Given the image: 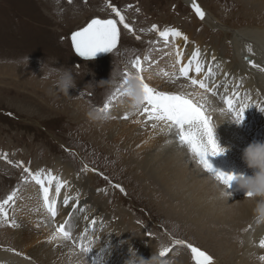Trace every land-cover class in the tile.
<instances>
[{
    "label": "rangeland",
    "instance_id": "rangeland-1",
    "mask_svg": "<svg viewBox=\"0 0 264 264\" xmlns=\"http://www.w3.org/2000/svg\"><path fill=\"white\" fill-rule=\"evenodd\" d=\"M263 2L196 0L204 13L216 19L213 28L211 21L205 23L195 14L192 5L181 0H108L121 12L133 31L119 25L123 33L119 51L85 62L73 54L68 34L86 26L93 18L118 19L105 0H0V200L13 189L17 191L12 218L16 217L19 225L12 227L0 219V253L16 252L18 257H27L35 263L22 251L38 248V238L46 228L52 231L54 225L67 220L65 229L70 231V238L61 236L60 243H57L62 245L61 248L67 245V249L54 247L58 240L53 245L46 243L41 247H49L62 256L71 251L66 258L68 264H108L103 259L106 255L111 259L117 258L120 255L117 251L124 252L126 238L135 243L141 239L139 243L143 247L155 246L152 255L163 260L162 264L167 259L169 262L181 260L179 264H193L190 250L186 246L175 245L173 238L207 252L218 264L247 262L249 256L253 263L262 264L259 257L263 254L247 255L243 252L242 231L239 232L241 236L235 239L230 237L233 230L225 229L228 243L224 245L220 241L221 234H209L212 227L207 221L203 227L195 222L196 211H188L180 200L165 194L161 186L155 184V177L147 172L149 151L137 153L133 150L134 141H127V144L123 140L114 142L109 127L118 123L133 127L132 119L141 111V103L131 116L123 115L115 108L117 102L114 101L123 97L126 83L110 102L107 114L98 109L121 83L123 72L127 71L134 77L135 69L130 62L136 56L141 57L144 67H156L161 81L168 78L163 73H171L173 67L168 58L164 60L170 47V37L165 40L158 33L175 29L187 37L188 43L183 44L182 54L190 58L193 49L199 45L200 62L205 65L209 61L207 67L210 65L212 68L213 76L206 82L216 86L217 94L208 92V99L214 110L221 108V104L223 108L211 116L212 124L218 122L222 132L224 126H230L236 133L238 130L242 132L244 137L249 134L256 137L258 130H263L264 111L255 105L246 108L243 113L245 120L237 125L223 103L226 90L221 84L224 81L228 83L227 90L239 84L241 98L247 92L253 104L264 105L263 99L257 98L258 89L251 84L250 73L238 75L233 68L237 63L234 35L247 27L264 26ZM219 24L223 25L221 29ZM152 25H156L157 30H152ZM145 55L149 56V61H143ZM27 56L28 64L24 59ZM41 61L57 68H72L76 86L69 89V95L56 89L51 79L43 78ZM207 67L203 73L207 72ZM141 74L145 78V73ZM180 82L168 79L159 85L154 84V88L162 90L165 87L167 91L187 93L190 84L185 79ZM125 116L128 118L124 119ZM139 117L145 119L144 116ZM248 117L255 118L256 124L249 119L251 125L245 127ZM148 129L153 128L148 126ZM158 136L159 133L154 138ZM253 137L249 142L259 143L254 142ZM175 142L178 141L175 139ZM173 149H180V146L171 141L165 147L166 153ZM162 150L159 147L150 152L158 156V166L165 153ZM25 167L33 173L40 171L41 178L51 170L52 176L58 178L63 173H70L67 184L76 186V192L84 190L79 192L86 193L88 199L83 196V200L74 204V198L64 193L65 184L57 195L58 216L52 217L40 202V188L30 189L37 184L24 172ZM157 172L153 171L154 174ZM205 173L214 180L210 173ZM55 184L54 180L50 188ZM84 184H87L86 190L82 187ZM65 196L68 197V205L63 203L58 209ZM95 207L100 213L94 211ZM110 226L116 234L109 230ZM120 233L125 238L123 241L115 236ZM247 233L250 232L247 230ZM82 246L90 248L86 256L81 251ZM164 246L170 251L161 256ZM252 259L247 264H253ZM125 261L127 258H122L115 264H125Z\"/></svg>",
    "mask_w": 264,
    "mask_h": 264
},
{
    "label": "bare ground",
    "instance_id": "bare-ground-1",
    "mask_svg": "<svg viewBox=\"0 0 264 264\" xmlns=\"http://www.w3.org/2000/svg\"><path fill=\"white\" fill-rule=\"evenodd\" d=\"M181 1H184L188 5H193V0H181ZM261 8L264 9V2L261 5ZM210 16L206 13L203 21L205 23L211 21L212 22L211 27L214 28V26L212 25L214 23L216 24L217 22L214 17H213L214 19H211ZM255 24L256 23H254L253 25ZM218 27L221 29L223 25L219 24ZM169 37H170V47L167 48L168 52L166 53V58L164 60H167L168 58V60L171 61V64L174 66L175 61L177 59V53L179 52L181 65L187 63L189 58L182 54L183 51L182 46L186 41L183 39V37H177V38H173L171 36ZM233 45L236 52L235 59L237 61V63H235L233 66L234 73L239 75L242 72L247 73L248 71L251 75L250 76L251 84L258 89L257 98L263 99L264 101V72H261L256 68L255 69H253L252 67L250 68V66L244 60L245 56H249L252 60L257 61L260 66H264V26L263 27L256 26V28L247 27L246 29H241L237 31L236 35H234ZM249 45L251 46L252 49L251 53H249L247 50V46ZM194 50L196 49H193V51ZM208 62L204 65L205 66L204 68L207 67ZM179 66L180 65H175L176 68H178ZM156 69H157L156 67H151L148 71H144L145 73L144 79L151 87H156L154 86V84L159 85V82L161 83L167 82V80L169 79V78H165L164 81H161L158 76V73L155 71ZM172 71H173V67L170 69V72ZM191 75L196 76L197 74L195 72H192ZM200 77L203 78V72L200 74ZM178 80L183 82L184 78H180ZM221 85L225 88V90L229 86V84L226 83L225 81ZM187 88L188 91L187 93L185 92V94H189L191 99H193L197 103L202 104L206 109V114L210 118L214 113H218L223 110L222 104H221V108L214 110L212 106L213 104L208 99V92H205L204 90L200 89L198 86L190 85ZM190 90H193V93H191ZM161 91H167V90L164 87ZM122 96L123 97L121 98L118 96L120 98L119 101L117 99H116L117 101H114L115 103L117 102L115 108L118 109L119 113L128 116H131L133 114L132 111L136 113L139 105L136 106L134 99L129 98L126 95V93H123ZM122 99L125 100L121 101ZM132 106H136V107L132 109L131 108ZM139 116L133 117L132 119L133 127L125 126L124 123L114 124L112 125V127H109L114 142H120L121 140H123V142L127 144V141H134V145H133L135 147L133 149L134 151H136L137 153H139L140 151L141 152L149 151V153L147 154L148 163L146 167H148L147 172L149 173V175L155 177V180L154 179L153 180L159 183V184L157 183L155 184L158 186L160 185L161 188L165 191L164 193L170 195L172 199H174L175 197L177 200H180L183 203L182 205L183 206L185 205L188 211L190 210L196 211L197 217L193 219L201 227L207 225L205 224V221H207L209 226L212 227V230L211 232H209V234L212 233L221 234L222 239H220V241H222L223 244L224 243L227 244L228 243L226 237L227 232L225 233V229L226 230L232 229L233 233L230 236L231 238L234 237L235 239H237L238 237L244 234L243 252H245L247 255H252L253 253L256 254L260 253L264 255V249L259 247V241L262 238L261 235L262 233H264V222H257L254 214L255 204L259 198L248 197L246 195V192L244 190L239 189L234 181H232L230 183V187L227 188L224 185H220L221 187L226 188V190L231 193V195L228 198H220L217 188L218 182L216 180H212L205 173L202 166H200L195 161V159L193 158L191 153L188 152L185 146H181L179 142H175L174 132H167V131L162 132L160 131L159 127L156 129H148V126L151 127L152 122L149 121L148 123L147 121L145 123H138L137 121L145 120ZM248 122H250V120ZM211 125L212 126L216 125V127L214 128V139L217 141L220 147L227 149V151L223 154H219L216 156L209 155L207 157L213 169L224 172L226 174L228 173L238 174V175L242 174L247 177H253L257 173L258 169L248 167L247 164L242 159V153L243 150L249 144H251L249 141L252 140V137L254 135L249 134L246 137H244L242 132L238 130V133H236L235 129L231 128L230 126H224L222 132L219 123L216 121L215 124H212L211 122ZM249 125L251 124L249 123ZM249 125L247 124L245 127H248ZM157 133H159V136L156 139L154 138V136ZM255 136L257 138L258 136L260 137L259 143L260 142L264 143V137L262 136L261 133L260 134L256 133ZM171 141L173 143H178L180 149H173L172 152L166 153L165 147ZM129 146H131L130 143ZM159 147L162 148L163 149L162 151H164L165 153L164 155H162L160 165L158 166L159 163L158 156L155 155L154 153L151 154L150 152L153 151L155 148H159ZM239 167H242V171L239 169ZM157 170H158L157 174H154L153 171H157ZM52 173L53 172L51 170L50 174L52 175ZM67 175L70 176V173H63L60 176V177L63 176V178L61 179L62 182L67 180ZM35 186L40 188L38 184L37 185L34 184L30 189H34ZM45 186L46 187L49 186L47 182L45 183ZM82 187L85 188L86 190L87 184H84ZM64 190H65L64 192L65 195L74 198V204L83 200L82 199L83 196H85L83 197L84 199H88L86 193H83L84 190L79 189L80 191L83 192H79V190L78 192H76V186L69 185L66 183ZM232 193H235V197H232ZM243 193L245 194L243 195ZM39 198H40V202L43 203V196L41 191ZM52 198H55L56 200L58 198L55 192V186L54 188H49V200L51 201ZM19 200H21V198ZM88 202L89 200H87V205ZM62 206H63V202L61 201L59 203L58 209H61ZM94 211L97 214L100 213L97 207L94 208ZM35 223L36 221H34V224ZM58 225L59 224L57 223L54 226L58 227ZM248 226L249 229L247 230L250 233H247L246 230V227ZM111 229L112 226H110L109 230L111 231ZM240 231L242 232L241 235L239 236ZM53 232H55L53 229L52 231H50V229L46 228L44 233H42L41 236L38 238V242H37L38 248L37 247L30 248L28 250L22 251V254L26 256H30L34 261H36L35 263L28 260L27 257L24 258L20 256L18 257V255H16V252L15 254L6 252V254L0 253V264H32V263L68 264L66 262V258L71 255V251L65 252L64 255L62 256L59 255L58 252L48 249L49 247L48 248L41 247L46 243L53 245L54 242L58 240L59 242H56L54 247L60 250L67 249V245L65 243L64 244L66 246L63 248H61L62 245L57 244L60 243V240L62 239V237L59 234H57L55 239H50ZM112 233L116 234L115 232ZM115 236L117 237V239H120L122 241L125 239L121 237L123 236L122 233H120L119 236L117 235ZM140 241L141 239L137 241V243H135L131 239L126 238L124 241L125 244L124 248L126 252L117 251L120 255L117 258H113V259H111L110 256L108 258V256L106 255L103 261L105 263L108 262V264H115V262L116 263L119 262L120 260H122V258H127L128 260L131 256L130 249L135 252L136 256L143 258L145 260L150 259L156 247L155 246L143 247L139 243ZM128 250L129 253L127 254ZM251 259L252 257L249 256L247 262L239 261L238 264H247L248 261ZM179 261L181 260H174L173 262H169V259H167L164 262V264H179ZM251 262L253 263V259ZM162 263L163 260H159V259L156 262V264H162ZM213 264H218V262L217 263L213 262ZM253 264H257V262L256 263L254 262ZM262 264H264V261Z\"/></svg>",
    "mask_w": 264,
    "mask_h": 264
},
{
    "label": "snow or ice",
    "instance_id": "snow-or-ice-1",
    "mask_svg": "<svg viewBox=\"0 0 264 264\" xmlns=\"http://www.w3.org/2000/svg\"><path fill=\"white\" fill-rule=\"evenodd\" d=\"M105 2L118 19L93 18L86 26L81 27L78 31H74L71 34V44L73 49L84 59H91L95 57L98 52L119 51L118 45L123 34L119 25H123V29H126L129 32L133 31L131 26L125 22V17L121 12L111 3H108V0H105ZM192 6L195 14L203 20L205 13L195 0H193ZM152 30H157V26L152 25ZM158 34L160 37L165 38V40L171 36L173 38L183 37V39L187 41V37L183 36L180 31L175 29L159 31ZM137 39L139 40L140 38L137 37ZM247 50L249 53L252 52L250 45L247 46ZM199 55V50H194L191 57L188 59V62L181 65L180 53L178 52L175 65L180 66L176 68L174 65L171 73L164 72L163 75L173 81L184 78L191 86H198L205 92H210L212 95H216V86L214 84L210 85L206 82L211 76H213L211 66L208 67L207 72L203 73V78L200 77L205 66L200 62ZM213 60H215V57H213ZM244 60L250 67L264 72V66L258 65L249 56H245ZM143 61H149V56L145 55ZM130 63L132 68L135 69L134 77L127 71L123 72L121 83L116 87L115 91L110 93L106 98L103 107L99 108L98 111L107 114L110 102L120 93V88L123 87L128 79L135 78L139 82L142 91V99L140 102L142 108L139 115L145 117L144 121L137 122L145 123L151 121V127L153 129L159 127L162 132H174L175 139L181 146L187 148L188 152L191 153L195 161L202 166L205 172L210 173L218 183L224 185L226 188L230 187V183L234 178L233 175L213 169L211 163L207 159L209 155L216 156L221 154L222 149H220L215 142L211 118L206 114L205 107L191 99L189 94L183 92L161 91L154 87H150L141 74L149 69L143 66L140 56H136ZM192 72H195L197 75H191ZM225 75H227V73H225ZM239 89L240 85L235 84L233 89H226L225 95L222 97L223 103L227 106V111L233 116L234 120L237 122L242 121L244 119L243 113L245 109L252 105H255L260 111H264V105L253 104L247 92H245L244 97L241 98ZM237 100H239L238 105ZM123 118L127 119L128 117L125 116ZM24 172L28 173L31 180L35 181V183L40 186V191L43 196V206L52 217H55L57 215V202L55 198H52L51 201L49 200V188L52 185L53 180H55V192L59 195L61 188L67 182H62L58 177H54L50 173L41 178L40 171L33 173L27 167L24 168ZM25 180H27V178H25ZM45 180H47L48 187L45 186ZM246 195L251 197L250 193H246ZM16 197L17 191L13 189L6 198L0 200V219L5 223H10V226L12 227H18L19 225L15 218H12L9 222L6 206H9L10 204L15 205ZM63 203L68 205L67 196H65ZM66 224H68L67 220L56 228L50 239H55L57 234L64 239H69L71 233L65 229ZM173 243L175 245L186 246L190 250L193 264H213V257L198 247L177 238H173ZM259 247L264 249V237L260 239ZM81 251L86 256L90 251V248L82 246ZM169 251L170 249L167 246H164L160 251V255L165 256ZM260 259L264 261V256H261Z\"/></svg>",
    "mask_w": 264,
    "mask_h": 264
},
{
    "label": "clouds",
    "instance_id": "clouds-1",
    "mask_svg": "<svg viewBox=\"0 0 264 264\" xmlns=\"http://www.w3.org/2000/svg\"><path fill=\"white\" fill-rule=\"evenodd\" d=\"M24 59L28 64V56ZM45 68L47 69L46 71L44 70ZM40 71L42 72L44 79H51L54 87L65 95H69V89L75 88L76 86L75 74L73 73L72 68H57L51 66V64L46 65L44 61H41ZM125 93L134 99L136 106L140 104L142 91L139 82L135 78H130L126 82ZM91 114L92 113H90V115ZM242 121L237 122L236 120H233V122L237 125H239ZM212 127L214 134V128L216 125H213ZM215 142L218 145L216 140ZM218 147L222 149L221 154L227 151L226 148H222L219 145ZM242 159L248 167L258 169V171L253 177H247L242 174H232L234 177L232 181L235 182L239 189L244 190L246 193H250L251 197L259 198L255 204L254 214L257 222H264V143L249 144L243 150ZM220 185L222 184L218 183L217 185L220 198H228L231 193ZM130 253L131 256L127 261H125V264H156L159 259L157 256L152 255L150 259L145 260L136 256L135 252L131 249Z\"/></svg>",
    "mask_w": 264,
    "mask_h": 264
},
{
    "label": "water",
    "instance_id": "water-1",
    "mask_svg": "<svg viewBox=\"0 0 264 264\" xmlns=\"http://www.w3.org/2000/svg\"><path fill=\"white\" fill-rule=\"evenodd\" d=\"M89 22H90V21H89ZM77 31H78V30H77ZM71 34H72V32L68 34V36H69V40H70V44H71ZM71 48H72L74 54H75L80 60H83V61H89V60H94V59L102 58V57H105V56L109 53V52H98V53L95 55L94 58H91V59H84V58L80 57V56L75 52V50H74L73 47H72V44H71ZM262 237H264V234L262 235Z\"/></svg>",
    "mask_w": 264,
    "mask_h": 264
}]
</instances>
